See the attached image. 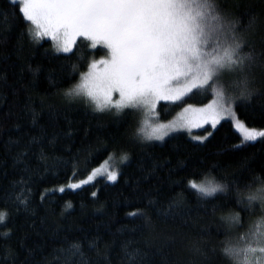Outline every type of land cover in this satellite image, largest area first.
Segmentation results:
<instances>
[{
	"label": "trees",
	"instance_id": "1",
	"mask_svg": "<svg viewBox=\"0 0 264 264\" xmlns=\"http://www.w3.org/2000/svg\"><path fill=\"white\" fill-rule=\"evenodd\" d=\"M217 3L248 29L246 50L256 56L254 94L237 101L235 112L248 127L264 129V0ZM30 27L10 0H0V212L7 214L0 223V264H229L223 242L253 216L240 211L234 193L200 198L187 181L235 180L243 194L255 176L264 180V138L242 143L226 119L195 131L212 133L203 141L177 132L144 142L137 136L139 114L98 112L84 99L64 96L79 82L78 75L69 79L71 65L84 72L104 52L79 39L72 53L57 54L51 39L34 41ZM212 98L200 93L162 101L159 121ZM125 154L116 181L100 177L68 188L110 156ZM215 205L225 211H213ZM229 209L240 213L243 226L226 235L220 217Z\"/></svg>",
	"mask_w": 264,
	"mask_h": 264
},
{
	"label": "snow or ice",
	"instance_id": "2",
	"mask_svg": "<svg viewBox=\"0 0 264 264\" xmlns=\"http://www.w3.org/2000/svg\"><path fill=\"white\" fill-rule=\"evenodd\" d=\"M10 3L33 26L29 28V36L37 42L50 38L55 53H72L80 38L89 42L91 48L99 47L104 52V58L88 62L84 72L78 64L71 65L69 79L78 75L79 82L64 90L69 101L84 99L98 112L114 109L115 115L140 114L142 127L137 129V135L144 133L148 140L163 141L170 133L191 132L205 125L215 129L226 117L234 121L242 143L264 138V130L248 127L235 112L237 101L249 100L255 91L250 70L256 56L246 50L248 29L224 13L217 0H10ZM252 23L254 20L249 22V28ZM117 93L119 98L113 102ZM200 93L211 94V102L203 107L188 104L176 119L159 122L157 106L162 101L184 102L189 94ZM208 136L193 139L203 141ZM122 159L126 161L127 154ZM99 175L113 182L118 177L117 172L105 166L93 170L87 179L70 183L68 188H81ZM256 181L260 186H255ZM187 186L200 198H214L218 194L227 198L234 193L241 212L252 216L259 212L246 232L223 242L221 252L229 264H264V180L255 176L251 183L243 185V194L235 180L205 177L197 182L193 178L187 181ZM59 191L64 192L65 188L60 187ZM217 208L225 211L221 205H215L213 211ZM139 215L145 213L141 211ZM6 216L0 212V223ZM220 219L226 235L230 229L243 226L240 213L230 209ZM71 247L79 251V244Z\"/></svg>",
	"mask_w": 264,
	"mask_h": 264
},
{
	"label": "rangeland",
	"instance_id": "3",
	"mask_svg": "<svg viewBox=\"0 0 264 264\" xmlns=\"http://www.w3.org/2000/svg\"><path fill=\"white\" fill-rule=\"evenodd\" d=\"M31 26V25H30ZM31 27H33V26H31ZM43 39H50V38H47V37H45V38H43ZM42 39V40H43ZM80 39H83V38H80ZM79 40V39H78ZM77 40V41H78ZM53 42V41H52ZM77 43V42H76ZM53 44H54V42H53ZM54 46H55V44H54ZM102 59V58H101ZM99 60V59H98ZM119 97H118V93L117 94H114L113 95V102H115L117 99H118ZM211 101H209L208 103H210ZM207 104V103H206ZM205 105V104H204ZM204 105H198V106H196V105H193L194 107H203ZM158 107V106H157ZM182 111V110H181ZM180 111V112H181ZM179 112V113H180ZM178 113V114H179ZM178 114L172 119V120H174V119H176L177 118V116H178ZM236 116H237V114H236ZM237 118H238V116H237ZM226 119H228V120H231L232 122H233V124H234V121L231 119V118H228V117H226L225 119H223V120H226ZM239 119V118H238ZM172 120H170V121H172ZM240 120V119H239ZM170 121H167V122H161V123H168V122H170ZM222 121V120H221ZM241 121V120H240ZM160 122V121H159ZM241 122H243V121H241ZM244 123V122H243ZM245 124V123H244ZM207 126H211V125H205L203 128H205V127H207ZM140 127H142V115H140L139 114V126H138V128H140ZM203 128H194V129H192L191 130V132H188L187 130H181V131H179V132H186V133H188L192 138L194 137V136H201V135H196V134H194L195 133V131H197V130H200V129H203ZM251 128V127H250ZM256 129H258V128H256ZM259 130H264V129H259ZM174 133H177V132H173V133H170L169 134V136L170 135H172V134H174ZM241 134V133H240ZM138 136V135H137ZM169 136H167V137H169ZM208 136V135H207ZM167 137H165V139L167 138ZM203 137V136H202ZM138 138L139 139H141L142 141H144V142H147V143H150V142H163V141H157V140H148V139H146L145 138V134L144 133H140L139 134V136H138ZM198 141H200V140H198ZM127 161V160H126ZM124 159H122V157H120V158H117V157H114V156H110L109 158H107L105 161H103V163L101 164V165H99L98 167H96L95 169H97V168H103V167H105V166H107V168L110 170V171H115V172H117L118 173V175H119V172H120V167H121V165L123 164V163H125L126 162ZM95 169H93V170H95ZM91 174V173H90ZM89 174V175H90ZM100 177H104V178H106V176H103V175H99V176H97V178H100ZM96 178V179H97ZM118 178V177H117ZM86 179H87V177H86ZM95 179V180H96ZM107 179V178H106ZM84 180V179H83ZM94 180V181H95ZM80 181V180H79ZM93 182V181H92ZM113 182V181H112ZM197 182H200V181H197ZM259 215V212L257 211V214L255 215V216H253L252 218H249V219H247L246 220V225H244L242 228H239L238 230L235 228V229H233L234 230V236H233V238H235L236 236H238L239 234H241V233H244V232H246L247 231V229L249 228V226H250V224H251V221L252 220H254V219H256L257 218V216Z\"/></svg>",
	"mask_w": 264,
	"mask_h": 264
}]
</instances>
